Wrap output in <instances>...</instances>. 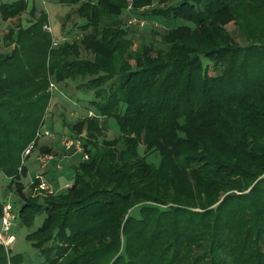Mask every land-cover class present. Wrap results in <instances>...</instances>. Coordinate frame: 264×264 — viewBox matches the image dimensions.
Instances as JSON below:
<instances>
[{"label":"trees","instance_id":"16d2710c","mask_svg":"<svg viewBox=\"0 0 264 264\" xmlns=\"http://www.w3.org/2000/svg\"><path fill=\"white\" fill-rule=\"evenodd\" d=\"M58 2L74 7L62 28L81 18L80 39L54 47L41 10L10 27L11 48L0 51V172L9 186L23 187L24 152L38 146L51 83L91 98L93 115L71 127L86 133L89 160L52 200L19 207L27 227L44 214L27 236L43 264H264V0ZM130 2L134 15L173 26L160 41L136 43L121 18ZM28 8L0 3L1 19ZM109 119L119 127L113 139ZM21 261L0 244V264Z\"/></svg>","mask_w":264,"mask_h":264},{"label":"rangeland","instance_id":"374dc122","mask_svg":"<svg viewBox=\"0 0 264 264\" xmlns=\"http://www.w3.org/2000/svg\"><path fill=\"white\" fill-rule=\"evenodd\" d=\"M14 0H0V3L11 2ZM57 2V0H28L29 8L24 12L19 18H11L7 21L0 20V51L8 50L9 47L4 42V36L7 34L10 27H17L18 25L28 26L31 22L40 15L41 10L46 11V6L49 2ZM160 0H152L155 5H158ZM132 6L130 2L129 6ZM32 7H35L36 11L32 16L30 10ZM133 7V6H132ZM74 10V7L64 6L62 12L58 16L59 22L62 24L64 21V16L68 12ZM75 13V12H74ZM145 15L146 12H143V9L139 11ZM143 16V15H141ZM122 22L126 27H129L132 34L135 36L136 43L140 42V38H147L151 40L152 38L155 41H160L159 33H162L167 28L173 26L170 22H163L162 19L156 21L155 17L150 15H145L143 19L148 21L146 27H140L139 25H130L129 19L131 18V13L124 11L122 15ZM156 19V20H154ZM162 20V21H161ZM153 21H156L159 25L156 26ZM58 22V23H59ZM82 22L81 18L75 13L72 15L71 20L66 23L65 28H61L59 34H57L58 44L54 47H57L62 41L69 40L73 41L74 39H80L83 31L80 28H75ZM49 26V27H48ZM51 27V29H50ZM227 30L231 32L235 37H237L238 42H241L239 33L235 28L234 24H229L226 26ZM44 29L52 34L53 40L56 39L53 36V26L47 24L44 26ZM55 84V87L52 89L53 97L50 102L48 111L45 117V129L51 132L50 136H42L38 141V146L32 154L26 159V168L27 174H24L21 177V182L23 187L17 188L15 185L9 186L10 179H8L2 172H0V203L4 204L5 202L10 201L15 207V213L18 214L19 207L23 204L24 201L37 199L39 201L52 200L54 196H46L50 194H43L37 192L30 186L31 180L34 179V175L40 170L44 174V177L49 183L53 186L52 194H59L61 191L65 190L66 182H73V172L74 168L83 161V153H76V157L72 160L69 157L73 156L74 150L67 149L64 146V141L66 138H86V133L82 131V134L78 135L71 131V127L77 121H80L86 115L90 114V96L83 93L82 90H79L74 84ZM107 131L105 135L108 139H113L119 135V127L114 119H109L106 122ZM52 150L51 153L54 156L53 160L49 163L46 168L40 167L38 157L42 154H48L47 149ZM73 152V153H72ZM140 153L144 154V148L140 147ZM70 160L67 163V160ZM88 161V160H86ZM148 161L158 164L159 156L157 153H152L148 156ZM58 165L60 167H58ZM67 165L69 168H67ZM41 168V169H40ZM61 170V172H59ZM59 172V173H58ZM62 176L61 184L54 186L52 180H55L56 177ZM50 179H52L50 181ZM72 184V183H71ZM20 191V193H19ZM135 215H139L138 207L134 210ZM44 214L40 213L36 215L33 225L27 227L22 223L20 216H16L13 220L12 232L16 235L17 241L14 244L12 250L10 251V257L18 255L22 259L19 263L11 264H43V258L40 256L37 249H35L31 242L27 239L28 234L36 231L43 223Z\"/></svg>","mask_w":264,"mask_h":264},{"label":"built area","instance_id":"2783aa9c","mask_svg":"<svg viewBox=\"0 0 264 264\" xmlns=\"http://www.w3.org/2000/svg\"><path fill=\"white\" fill-rule=\"evenodd\" d=\"M128 12L131 13L132 6L128 7ZM1 20V15H0ZM153 23L158 26L159 24L156 21ZM129 24L131 25H139L140 27H146L148 21L143 19L142 17L136 16L131 13V18L129 19ZM49 27V26H48ZM51 29V27H50ZM58 42L53 40V46L57 45ZM55 87L54 83H51V90ZM90 115H93L90 112ZM51 132L45 129L43 126L39 132L37 133V138H41L42 136H50ZM64 146L67 149H74L76 153H83V161L89 160V154L86 152L84 148V142L81 138H66L64 141ZM34 143H32L24 152V156L31 155L34 151ZM54 156L52 154H42L38 157L40 167L46 168L49 163L53 160ZM58 167H60L58 165ZM41 169V168H40ZM34 190L37 192H41L43 194H52L53 186L51 183L47 181L44 177V174L40 172V170L34 175V179L31 180L30 186H34ZM17 214L15 213L14 205L8 201L2 204V214L0 215V244L4 246L7 251L8 257L10 258V251L12 250L14 244L17 241L16 235L12 232L13 220L16 218Z\"/></svg>","mask_w":264,"mask_h":264},{"label":"crops","instance_id":"0c3cea01","mask_svg":"<svg viewBox=\"0 0 264 264\" xmlns=\"http://www.w3.org/2000/svg\"><path fill=\"white\" fill-rule=\"evenodd\" d=\"M28 1V0H27ZM46 8V12L48 13V15H49V24H51L52 26H53V36H54V38L57 36V34H59V32H60V30H61V28H62V24L59 22L60 20H58V16H59V14L62 12V9L64 8V6L63 5H61L59 2H58V0H57V2L55 1V2H49L48 4H47V6L45 7ZM68 14V12L65 14V16ZM64 16V17H65ZM59 22V23H58ZM62 23H63V21H62ZM57 33V34H56ZM55 40H57V37H56V39ZM72 150H74V149H72ZM73 153V152H72ZM77 155H76V153H75V151H74V154H73V156H71V157H69V159L70 160H72V159H74L75 157H76ZM67 160V163H69L70 162V160ZM67 168H69L67 165H65ZM59 172H61V170L59 171ZM58 172V173H59ZM62 176H58V177H56V179L55 180H52V179H50V181L52 180V182H53V185L54 186H58V184H61V182H62ZM71 183H72V181L71 182H66V184H65V186H67V187H69L70 185H71ZM66 187V188H67Z\"/></svg>","mask_w":264,"mask_h":264}]
</instances>
